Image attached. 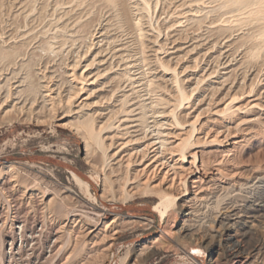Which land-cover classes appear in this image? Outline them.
Wrapping results in <instances>:
<instances>
[{
  "label": "rangeland",
  "instance_id": "rangeland-1",
  "mask_svg": "<svg viewBox=\"0 0 264 264\" xmlns=\"http://www.w3.org/2000/svg\"><path fill=\"white\" fill-rule=\"evenodd\" d=\"M216 1L0 0V216L45 223L40 247L55 233L60 258L50 264L248 263L216 231L224 202L264 200V6ZM149 137L161 152L142 149ZM184 186L190 235L176 205L170 217L155 208ZM256 220L244 247L264 242V212Z\"/></svg>",
  "mask_w": 264,
  "mask_h": 264
},
{
  "label": "bare ground",
  "instance_id": "bare-ground-1",
  "mask_svg": "<svg viewBox=\"0 0 264 264\" xmlns=\"http://www.w3.org/2000/svg\"><path fill=\"white\" fill-rule=\"evenodd\" d=\"M142 1V0H141ZM197 1H199V0H197ZM216 1V0H215ZM227 1V0H226ZM225 1V2H226ZM229 1V0H228ZM232 1V0H231ZM233 1H236V0H233ZM242 1V0H241ZM247 1V0H246ZM252 1V0H251ZM254 1V0H253ZM191 2V1H190ZM189 2V3H190ZM196 2V1H195ZM213 2V1H212ZM217 2V1H216ZM222 2H223V0H222ZM221 2V3H222ZM240 2V1H239ZM244 2V1H243ZM256 2L257 3H259L260 5H262V6H264V0H256ZM138 3V2H137ZM178 3V2H177ZM193 3H194V1H193ZM193 3H192V5H193ZM220 3V5H223L224 3H222L221 4ZM230 3V2H229ZM248 3H249V1H248ZM253 3V2H252ZM257 3H254V4H256L257 5ZM195 4H197V3H195ZM231 4H232V2H231ZM234 4V3H233ZM238 4V3H237ZM244 5V4H243ZM259 5V6H260ZM182 6V5H181ZM189 6V5H188ZM197 6V5H196ZM225 6V5H224ZM254 6V5H253ZM187 7V6H186ZM194 7V6H193ZM200 7V6H199ZM187 8H189V7H187ZM191 8H192V6H191ZM197 8H198V6H197ZM247 8V7H246ZM259 8V7H258ZM137 9V8H136ZM180 9V8H179ZM184 9V8H183ZM212 9V8H211ZM228 9V8H227ZM260 10H261V8H259ZM259 9H258V11H259ZM176 10V9H175ZM187 10V9H186ZM215 10V9H214ZM230 10V9H229ZM249 10H250V8H249ZM248 10V11H249ZM252 10H254V8L252 9ZM256 10H257V7H256ZM256 10H254V11H256ZM184 11V10H183ZM210 11H212V10H210ZM210 11H208V12H210ZM225 11V10H224ZM230 11H233V9L232 10H230ZM253 11V12H254ZM182 12V11H181ZM197 12V11H196ZM264 12V11H263ZM262 12V13H263ZM180 13V12H179ZM248 13H250V12H248ZM252 13V12H251ZM250 13V14H251ZM257 13H259V12H257ZM256 13V14H257ZM181 14V13H180ZM183 14H185V12L183 13ZM189 14H191V13H189ZM186 15V14H185ZM203 15V14H202ZM218 15V14H217ZM260 15V14H259ZM262 15V14H261ZM264 15V14H263ZM192 16V15H191ZM191 16H189V17H191ZM195 16V15H194ZM178 17H179V15H178ZM184 17V16H183ZM261 17H263V16H261ZM188 18V17H187ZM192 18V17H191ZM189 19V21L190 20H192V19ZM201 18V17H200ZM199 18V19H200ZM204 18V17H203ZM178 19V18H177ZM186 19V18H185ZM138 20V19H137ZM194 20V19H193ZM176 21V20H175ZM180 21V20H179ZM185 21H187V19L185 20ZM195 21V20H194ZM257 21V20H256ZM178 22V21H177ZM264 23V22H263ZM254 24V23H253ZM135 26V25H134ZM140 26V25H139ZM222 27V26H221ZM228 27V26H227ZM225 28V27H224ZM238 28V27H237ZM209 29H210V27H209ZM229 29V28H228ZM227 29V30H228ZM249 29H250V27H249ZM254 29V28H253ZM181 30V29H180ZM225 30V29H224ZM248 30V29H247ZM259 30V29H258ZM261 30V29H260ZM253 31V30H252ZM236 32V31H235ZM255 32V31H254ZM254 32H252V34L254 33ZM258 33V32H257ZM138 34V33H137ZM208 34V33H207ZM204 35V34H203ZM214 35V34H213ZM251 35V34H250ZM249 35V36H250ZM136 36V35H135ZM138 36H140V35H138ZM211 36V35H210ZM258 36V35H257ZM262 36H264V35H262ZM215 38V37H214ZM249 38V37H248ZM256 38V37H255ZM262 38V37H261ZM205 39H206V37H205ZM256 40V39H255ZM258 40H260V39H258ZM176 41V40H175ZM215 41V40H214ZM214 43V42H213ZM247 43V42H246ZM106 44V43H105ZM111 44V43H110ZM158 44V43H157ZM231 44V43H230ZM244 44V43H243ZM253 44V43H252ZM200 45V44H199ZM242 45V44H241ZM240 45V46H241ZM255 45V44H254ZM106 46V45H105ZM206 46V45H205ZM213 46V45H212ZM165 47V46H164ZM195 47V46H194ZM197 47H198V45H197ZM229 47V46H228ZM233 48V47H232ZM156 49V48H155ZM161 49V48H160ZM175 49V48H174ZM176 49H178V48H176ZM192 49H194L193 48V46L191 47V50ZM195 49H196V47H195ZM226 49V48H225ZM237 49V48H236ZM253 49V48H252ZM251 49V50H252ZM228 50V49H227ZM257 50V49H256ZM173 51V50H172ZM171 51V52H172ZM189 51V50H188ZM187 51V52H188ZM200 51V50H199ZM150 52V51H149ZM171 52H169V53H171ZM173 52H175V50L173 51ZM210 52V51H209ZM247 52V51H246ZM232 53V52H231ZM230 53V54H231ZM102 54V53H101ZM112 54V53H111ZM120 54V53H119ZM175 54V53H174ZM252 54V53H251ZM123 55V54H122ZM243 56V55H242ZM153 57V56H152ZM103 58V57H102ZM176 58V57H175ZM117 59V58H116ZM125 59V58H124ZM159 59V58H158ZM157 59V60H158ZM156 60V59H155ZM154 61V60H153ZM252 61V60H251ZM165 62V61H164ZM221 63V62H220ZM154 64V63H153ZM160 64V63H159ZM157 65V64H156ZM88 67V66H87ZM85 68H86V66H85ZM118 69V68H117ZM127 70V69H126ZM163 70V69H162ZM169 70V69H168ZM110 71V70H109ZM74 72V71H73ZM172 72H174V71H172ZM170 73V72H169ZM192 73H194V72H192ZM212 73V72H211ZM95 74V73H94ZM206 74V73H205ZM213 74H214V72H213ZM95 75H98V74H95ZM172 75H173V73H172ZM190 75V74H189ZM99 76V75H98ZM174 76H176V75H174ZM83 77V76H82ZM85 77V76H84ZM191 77H192V75H191ZM217 77V76H216ZM225 77V76H224ZM77 78V77H76ZM88 79V78H87ZM97 79V78H96ZM173 79V78H172ZM194 79V78H193ZM77 80V79H76ZM86 81V80H85ZM78 82V81H77ZM84 82V81H83ZM93 82V81H92ZM192 82V81H191ZM80 83V82H79ZM90 83H91V81H90ZM173 84H174V82H172ZM99 85V84H98ZM177 85V84H176ZM178 86V85H177ZM81 87V86H80ZM176 87V86H175ZM114 88V87H113ZM176 88H178V87H176ZM192 88H193V85H192ZM119 89V88H118ZM51 90V89H50ZM75 90V89H74ZM80 90H82V88L80 89ZM177 90V89H176ZM177 91H180L179 89L177 90ZM251 91V90H250ZM78 93H79V91H77ZM178 94L180 93V92H177ZM184 93V92H183ZM182 93V94H183ZM70 94V93H69ZM172 94V93H171ZM178 94H176V95H178ZM78 94H76V96H77ZM185 95V94H184ZM213 95V94H212ZM11 96V95H10ZM75 96V97H76ZM129 96V95H128ZM180 96H181V94H180ZM53 97V96H52ZM209 97V96H208ZM68 98H71V97H68ZM114 98V97H113ZM178 98H180L181 99V97H179V95H178ZM14 99V98H13ZM54 99V98H53ZM74 99V98H73ZM84 99V98H83ZM86 99V98H85ZM121 99V98H120ZM125 99H126V97H125ZM189 99V98H188ZM233 99V98H232ZM75 100V99H74ZM173 100V99H172ZM3 101V100H2ZM232 101V100H231ZM234 101V100H233ZM170 102V101H169ZM183 102V101H182ZM207 102V101H206ZM229 103H230V101H228ZM258 102V101H257ZM233 103V102H232ZM231 103V104H232ZM254 104H253V106H255L256 107V104H255V102H253ZM180 104V103H179ZM250 104V103H249ZM258 104V103H257ZM1 105V104H0ZM230 105V104H229ZM132 106H133V104H132ZM118 107V106H117ZM121 107V106H120ZM141 107V106H140ZM224 107V106H223ZM222 107V108H223ZM226 107V106H225ZM235 107V106H234ZM208 107H206V109H207ZM251 108V107H250ZM257 108H258V106H257ZM209 109V108H208ZM224 109V108H223ZM226 109V108H225ZM227 109H229L228 108V103H227ZM227 109H226V113L225 114H228L229 113V111H227ZM236 109V108H235ZM237 109H238V107H237ZM112 110V109H111ZM128 110V109H127ZM203 110H204V108H203ZM222 110V109H221ZM231 110V109H230ZM232 110H233V108H232ZM261 110H263V109H261ZM208 111V110H207ZM124 112V111H123ZM200 111H198L197 112V114L199 113ZM112 113H113V111H112ZM128 112L126 111V114H127ZM170 113H172V112H170ZM212 113V112H211ZM215 113V112H214ZM126 114H124V115H126ZM131 114H132V112H131ZM196 114V113H195ZM199 114H201V113H199ZM217 114V113H216ZM224 114V113H223ZM231 114H232V111H231ZM128 116H126V117H129V115L130 114H127ZM221 115V114H220ZM133 117H134V115H132ZM154 116V115H153ZM157 116V115H156ZM219 116V115H218ZM225 116V115H224ZM221 117H223L222 115H221ZM140 118V117H139ZM171 118H173L174 119V117H171ZM195 117H194V115H193V119H194ZM197 118V117H196ZM224 118V117H223ZM113 119V118H112ZM127 119V118H126ZM255 119V118H254ZM119 120V119H118ZM123 120V119H122ZM170 120V119H169ZM175 120V119H174ZM253 120V119H252ZM172 121V120H171ZM112 122V121H111ZM136 121L134 120V123H135ZM170 122V121H169ZM175 122H177V121H175ZM192 122V121H191ZM191 122H188L189 123V125H190V123ZM130 123H132L131 122V120H130ZM165 123H166V121H165ZM263 123V122H262ZM127 124V123H126ZM163 124V123H162ZM167 124V123H166ZM173 124V123H172ZM176 124V123H175ZM174 124V126H176ZM179 124V123H178ZM194 124V123H193ZM191 125V126H189V127H191V131L193 130V131H195V125ZM115 125V124H114ZM134 125V124H133ZM133 125H131V126H128V128H130V127H132ZM165 125V124H164ZM168 125V124H167ZM171 125V124H170ZM162 126V125H161ZM172 126V125H171ZM179 126V125H178ZM180 127V126H179ZM207 127V126H206ZM124 129V128H123ZM227 129V128H226ZM193 131L191 132V133H193ZM217 130H215V132H216ZM219 131V130H218ZM217 131V132H218ZM124 132V131H123ZM230 132H228V134H229ZM124 134V133H123ZM125 134H126V132H125ZM127 134H128V132H127ZM207 134V133H206ZM218 134V133H217ZM216 133H215V136L217 135ZM227 134V135H228ZM208 135V134H207ZM226 135V134H225ZM136 136V135H135ZM206 136V135H205ZM134 136H132V138H133ZM137 137H139V136H137ZM142 137V136H141ZM144 137V136H143ZM172 137H174V136H172ZM191 137V136H190ZM189 137V138H190ZM227 137V136H226ZM91 138H92V136H91ZM94 138H95V136H94ZM135 138V137H134ZM181 138V137H180ZM223 138V137H222ZM99 139V138H98ZM98 139H96V142H97V140ZM131 139V138H130ZM130 139H129V141H130ZM136 139V138H135ZM134 139V140H135ZM139 139V138H138ZM142 139V138H141ZM159 139V138H158ZM177 139V138H176ZM224 139V138H223ZM93 140V139H92ZM118 140V139H117ZM127 140V139H126ZM125 140V141H126ZM140 140V139H139ZM138 140V141H139ZM145 141H146V139H144ZM188 140V139H187ZM186 140V141H187ZM220 140V139H219ZM218 140V141H219ZM124 141V142H125ZM131 141H132V139H131ZM137 141V139L133 142V143H135ZM182 141V140H181ZM188 141H191L190 139L188 140ZM217 141V142H218ZM128 142V141H127ZM142 142V141H141ZM177 142V141H176ZM221 142V141H220ZM97 143H100L99 141L97 142ZM96 143V144H97ZM130 142H128V144H129ZM188 143L189 142H185V143H181L180 142V154H179V156H180V158H181V160L182 161H184V159H185V153H186V150H187V148H188ZM122 144V143H121ZM125 144V143H124ZM123 144V145H124ZM156 144H159V147H156V148H154V150L153 151H156L155 152V154H157L158 152H161V151H159L158 149L159 148H161L162 149V146H163V144H165V142L163 141V140H159V141H155V139L153 138V137H149L148 139H147V143H144V145H143V148L142 149H146V147L147 148H152V147H154ZM178 144V143H177ZM176 144V145H177ZM220 144V143H219ZM98 145V144H97ZM126 145H127V143H126ZM138 145V144H137ZM175 145V144H174ZM99 146V145H98ZM178 146V145H177ZM191 146V145H190ZM102 147V146H101ZM167 147V146H166ZM136 148V147H135ZM177 148V147H176ZM166 149V148H165ZM230 149V148H229ZM116 151V150H115ZM136 151H139V149H137V150H135V152ZM147 151V150H146ZM158 151V152H157ZM163 151V150H162ZM225 151V150H224ZM226 151H227V148H226ZM104 152V151H103ZM114 153V152H113ZM132 153H134V152H132ZM131 153V154H132ZM137 153H139V152H137ZM179 153V152H178ZM190 153V152H189ZM226 153V152H225ZM115 154V153H114ZM130 154V155H131ZM160 154V153H159ZM104 155V154H103ZM130 155H128V157L130 156ZM162 155V154H161ZM132 156V155H131ZM144 156V155H143ZM153 156V155H152ZM190 156H191V158H192V160H193V162L196 160V155L193 153L192 155L190 154ZM229 156V155H228ZM105 157H107L106 155H105ZM164 158V157H163ZM123 159V158H122ZM160 159V158H159ZM140 160H141V157H140ZM180 160V159H179ZM221 160V159H220ZM139 161V160H138ZM217 161V160H216ZM125 162V161H124ZM192 162V161H191ZM162 163V162H161ZM213 163V162H212ZM211 163V166L213 165ZM193 164V163H192ZM209 164H210V162H209ZM169 165V164H168ZM173 165V164H172ZM196 165V164H195ZM174 166V165H173ZM172 166V167H173ZM9 167V166H8ZM209 167V166H208ZM198 168H200L201 170H203V171H205V164L202 162V161H200V167H195V172L196 173H198ZM214 168V167H213ZM217 168H219V167H217ZM208 169V168H207ZM220 170V169H219ZM202 171V172H203ZM205 172H207V171H205ZM5 173V172H4ZM204 173V172H203ZM192 174V173H191ZM193 175H195V173L193 174ZM204 176V175H203ZM211 176V175H210ZM255 177V176H254ZM130 179H131V177H130ZM129 179V180H130ZM253 179V178H252ZM251 179V180H252ZM217 180V179H216ZM250 180V181H251ZM258 180V179H257ZM257 180H255V181H257ZM76 181H77V183H79V184H83L84 182L81 180V179H79V178H76ZM181 181V180H180ZM199 182V181H198ZM181 183V182H180ZM185 183V182H184ZM183 183V184H184ZM192 183L194 184V180L192 181ZM257 183V182H256ZM260 183H262L261 181H260ZM259 183V184H260ZM204 184V183H203ZM220 184V183H219ZM241 184V183H240ZM245 184V183H244ZM263 184V183H262ZM261 184V188L263 189V187H264V184L262 185ZM185 185V184H184ZM196 185V184H195ZM201 185V184H200ZM242 185V184H241ZM249 185V184H248ZM252 185V187H253V184H251ZM250 185V186H251ZM256 185H258V184H256ZM243 186H245V185H243ZM250 186H248V188L250 187ZM198 187V186H197ZM196 187V188H197ZM201 187V186H200ZM241 187V186H240ZM240 187H238L237 186V188L238 189H240ZM247 187V186H246ZM257 187V186H256ZM208 188V187H207ZM243 188H245V187H243ZM255 188V187H254ZM258 188H260V185L258 186ZM257 188V189H258ZM198 189H204L203 187L202 188H198ZM219 189V188H218ZM221 189V188H220ZM250 189V188H249ZM257 189H255V190H257ZM228 190V189H227ZM201 191V190H200ZM203 191V190H202ZM240 191V190H239ZM242 191V190H241ZM258 191V190H257ZM261 191V190H260ZM182 192H184L181 196H180V198H174V196L172 197H170V196H167L166 194H164L162 197H161V202H159V204L158 205H155V208H156V210H158L159 212H160V214H161V217L163 218V217H165V216H167V217H170L171 216V214H169L168 213V207H170L171 205H176V208L179 210L178 211V213L180 212L181 213V215H183V220L182 221H184L183 222V224H181V227L179 228V230L181 231V233H183L184 235H190V233H191V229L189 228V226L190 227H193V226H191V224H187V221L189 220V218H193V217H191L193 214H194V212H195V206H192V205H189V204H187L186 202H188V200L187 199H182L183 197H186V195H188V193H187V191H186V186H184V191H182ZM237 192H238V190H237ZM244 192H246L247 194H245L246 195V198H247V200H246V203H243V204H237L236 202L235 203H231V202H229V203H226V202H224L225 203V206H223L224 207V210L222 211V214L219 216V219H218V223H219V227L220 228H218L217 229V231H216V237L218 238V244L219 245H222V246H224L226 249H227V251H228V256L229 257H234V258H236V257H244V259H245V262H248V263H246V264H253V261H255L254 259L259 255V251H260V249H262L261 248V246L263 245V241L262 240H258V242H256L257 244L256 245H252V246H248V247H244L243 245H242V241H241V239H239V237H241V236H243V235H246L247 233H249V231H248V229L249 228H251V227H253V222L256 220V218L258 217V216H260L263 212H264V200L263 199H261V197H257L256 195H254L252 192L251 193H249V192H247V191H244ZM253 192H255V191H253ZM15 193V192H14ZM260 193V192H259ZM13 194V193H12ZM191 194V193H190ZM205 194V193H204ZM255 194H256V192H255ZM244 195V194H243ZM259 195H261V196H263L262 194H259ZM3 196H4V194H3ZM209 196L210 195H207V197L209 198ZM214 196V195H213ZM2 197V196H1ZM4 197H6V195L4 196ZM3 197V198H4ZM197 197H196V194L195 195H193V199H196ZM263 198V197H262ZM176 199H179V200H181V201H179L178 203H176ZM198 199V198H197ZM199 199L202 201V202H204V204H205V200L206 201H208L207 200V198L205 197V196H202V194H201V196L199 197ZM213 199V198H212ZM6 200V199H5ZM8 201V206L11 208V200L10 199H8L7 200ZM34 201V200H33ZM200 201V202H201ZM213 201V200H212ZM233 201V200H232ZM239 201V200H238ZM191 202H192V200H191ZM209 203H210V201H208ZM207 202V203H208ZM7 203V202H6ZM197 203H198V201H197ZM196 203V204H197ZM191 204H193V203H191ZM195 204V205H196ZM161 205H164L163 207L164 208H162V209H160V206ZM200 205H202L201 203H200ZM206 206H208L209 207V205H207V204H205ZM204 205V206H205ZM215 205V204H214ZM224 205V204H223ZM198 206V205H197ZM203 206V207H204ZM200 207V206H199ZM202 207V208H203ZM223 207H222V209H223ZM15 208V207H14ZM206 208V207H205ZM5 209V208H4ZM8 209V208H7ZM201 209V208H200ZM2 210V209H1ZM185 210V211H184ZM208 210H209V208H208ZM213 210V209H212ZM6 211V210H5ZM72 211V210H71ZM197 211V210H196ZM200 211V210H199ZM203 211H207L206 209L205 210H203L202 209V213H203ZM198 212V211H197ZM196 212V213H197ZM201 213V212H200ZM199 212L197 213V214H200ZM212 213H213V211H212ZM211 213V214H212ZM3 214V213H2ZM13 214V213H12ZM16 214V213H15ZM205 214V213H204ZM207 214H209V213H207ZM14 215V214H13ZM196 215V214H195ZM194 215V216H195ZM5 216V215H4ZM9 216V215H8ZM7 216V217H8ZM203 216V215H202ZM207 216V215H206ZM208 216H210V215H208ZM3 217V216H2ZM1 216H0V264H50L51 263V261H53V259H55V258H58V260L60 259L59 257H56V255L58 254L57 253V251L55 250V242H56V240H57V237H56V235H55V233H53V234H49V235H47L46 236V248H41L40 247V240H41V238H42V236H43V232H44V224L43 223H41V222H35V223H33V225L32 226H27V221H26V219H21V218H18L17 217V215L15 216L14 215V218L10 221V222H8L7 223V219H5V218H2ZM10 217H11V215H10ZM13 217V216H12ZM211 217V216H210ZM199 219H200V217H199ZM199 219H197V220H199ZM205 219H206V221L205 222H207V220H208V218H206L205 217ZM210 219V218H209ZM217 219V218H216ZM7 220V221H6ZM193 220V219H192ZM209 221V220H208ZM216 221V220H215ZM257 221V220H256ZM111 222H113V221H111ZM198 222V221H197ZM203 222H204V220H203ZM211 222V221H210ZM191 223V222H190ZM217 223V224H218ZM195 224V223H194ZM198 224V223H197ZM196 224V225H197ZM206 224V223H205ZM193 225V224H192ZM210 225H211V223H210ZM201 226H204V223H202L201 224ZM195 227V226H194ZM199 227V226H198ZM197 226H196V228L199 230V228H198ZM46 228V227H45ZM253 228H255V227H253ZM195 229V228H194ZM203 229H205V228H203ZM46 231V230H45ZM194 231V230H193ZM204 231V230H203ZM119 232V230L117 229V228H115V230H114V233H113V235H115V234H117ZM253 232V231H252ZM88 233H92V230H90ZM205 233V232H204ZM192 235V234H191ZM52 237H53V240H51L52 239ZM51 238V239H50ZM111 238L112 239H114V236H111ZM203 238V237H202ZM258 238V237H257ZM264 238V237H263ZM45 239V238H44ZM43 239V240H44ZM110 239V238H109ZM191 239V238H190ZM242 240H244L243 238H242ZM255 240V239H254ZM49 241H50V243H49ZM206 241V240H205ZM188 242V241H187ZM208 242V241H207ZM47 243H49V244H47ZM78 248V247H77ZM183 249V248H182ZM75 251V250H74ZM68 258L70 257V256H67ZM86 257V256H85ZM68 258H66V262H67V259ZM69 260V259H68ZM63 261V260H62ZM61 261V262H62ZM264 261V260H263ZM55 262V261H54ZM64 263V262H63ZM80 263V262H79ZM261 263V262H260ZM264 263V262H263ZM65 264V263H64ZM245 264V263H244Z\"/></svg>",
  "mask_w": 264,
  "mask_h": 264
}]
</instances>
